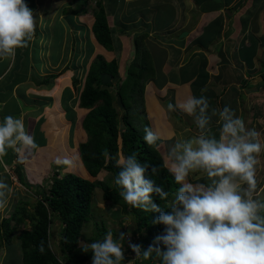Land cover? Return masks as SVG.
<instances>
[{
	"label": "clouds",
	"instance_id": "obj_1",
	"mask_svg": "<svg viewBox=\"0 0 264 264\" xmlns=\"http://www.w3.org/2000/svg\"><path fill=\"white\" fill-rule=\"evenodd\" d=\"M87 1L85 13L91 7ZM36 26L37 15L25 0H0V58L13 57L16 49L28 47ZM54 87L52 82L51 91ZM177 108L193 118L199 134L180 139L173 135L161 166L142 163L136 151L115 158L119 171L114 184L119 195L133 208L158 213L152 224L162 225L163 231L144 248L131 241L130 233L120 232L116 239L109 230L103 239L82 243V250L92 253L91 264H124L127 238L135 258L158 264H264V198L257 191L256 179L257 157L264 151L262 133L247 128L227 105L212 109L209 115V98L204 95H189L178 105H167L169 111ZM15 111L17 114L19 109ZM212 116L219 117L216 134L210 127ZM143 140L157 148L167 143L152 127L144 129ZM36 147L35 137L25 129L23 120L7 114L0 121V157L9 149L19 152ZM161 167L178 185L174 192L147 178ZM201 171L207 181L189 180ZM11 193L10 185L0 178V211L8 208ZM154 196L165 202L163 207ZM38 250L45 251L43 242Z\"/></svg>",
	"mask_w": 264,
	"mask_h": 264
},
{
	"label": "rangeland",
	"instance_id": "obj_2",
	"mask_svg": "<svg viewBox=\"0 0 264 264\" xmlns=\"http://www.w3.org/2000/svg\"><path fill=\"white\" fill-rule=\"evenodd\" d=\"M89 1L91 7H88L87 13H85L87 0H32V2L25 0L31 9L33 8L31 5L35 4L33 10L37 15V26L33 40L29 42L28 47L16 49L19 54L17 59L0 58L3 61H0V121L3 120L4 112L16 114L13 106L22 109L17 113L20 117L15 116V118L23 120L25 129L35 137L37 144L34 149H21L19 152L10 149L5 156L0 157V178L6 180L12 188L9 206L6 210L0 211V219L12 211L14 206L21 207L24 211V218L18 229L31 227L32 222L28 217L34 213L35 206L40 199L39 193H36L35 190H46L55 173L63 175L65 172H72L84 178H91L80 160L78 151V142L86 138V132L81 126L85 109L78 106V94L87 66L95 55L101 54L108 60L116 56L112 52H107L93 37L89 27L91 21L88 22L87 18L91 16L94 9L92 4L94 0ZM101 1H103V7L108 16L116 14L120 17L119 23L122 25L115 26V22L113 25L117 28V30L114 29L115 32L110 28L111 36L121 37V40L118 39L120 43H123V37L126 40L130 38L128 31L119 32L118 27H128L126 21L131 17L132 11L138 13L140 18H144L150 13L149 25L138 23L141 25V31L134 33V49L135 51L139 49L142 57L145 53L148 54L156 76L164 79L167 73L170 74L171 72L164 74L159 65L165 59L166 53L156 47L154 38L157 35L152 28H166L173 24L178 5L184 7L185 3L180 0L177 3V0H133L129 6L128 2L124 0ZM69 9L77 13L68 12ZM179 17L181 18V16ZM182 32L185 33V30L181 31L179 35ZM46 48H48L47 54L44 51ZM132 49V46L126 49V54L122 57L123 60H119L122 62L127 57H131ZM35 63L38 65L36 69L33 67ZM60 71L63 72L61 75H59ZM124 71V67L120 68L118 76H122ZM48 74H51L48 76L51 83L55 84L52 91H50L51 86L43 83L45 75ZM72 77H76V83ZM111 81L114 82L110 90L114 92L116 80ZM57 87L60 88L57 89ZM22 90L23 93H21ZM216 99L215 97L213 101ZM214 103L212 102V105ZM115 105L120 116L122 110L117 99ZM155 110L156 108L153 109V112ZM166 112L171 118L173 117L167 108ZM157 121L158 118H156L154 126L158 125ZM148 122L149 127H153L152 118H148ZM262 125L264 126V123ZM162 126L165 125H161L160 128ZM185 129L179 128L178 132L174 129L175 137L177 139L183 136L192 137L198 131L194 123L189 126L188 135H184ZM165 141L169 144H164V149L172 143L171 138ZM118 149L117 141L113 146L115 157L121 154ZM63 163L64 166H62ZM256 169L257 191L263 197L264 156L258 160ZM106 173L102 170L98 177H104ZM92 179L94 178L92 177ZM189 180L192 182L207 181V177L201 171L190 175ZM101 194L102 190L98 187L96 196L91 199L90 203L91 218L82 225L83 236H90L95 230L96 223L98 226L105 225L107 231L113 230V236L116 239L120 232H125L130 233L133 243H138L137 241L142 236L131 233L137 225L136 221L132 216L121 212L119 206H113L109 201L102 199ZM50 219L52 220L50 239L54 241L59 236L62 223L58 221L55 214L50 213ZM11 243L13 245L10 244L7 247L4 244L0 248V264H21L18 258L13 257V249L18 246L19 241L13 236ZM79 243L81 246L82 243L89 242L82 237ZM146 243L149 245L151 241L147 240ZM124 249L126 257L124 264H128L129 261L131 264H140L136 263L138 258H135V254L128 247L127 238L124 241ZM89 263L91 264V261ZM145 264H158V261L145 260Z\"/></svg>",
	"mask_w": 264,
	"mask_h": 264
},
{
	"label": "trees",
	"instance_id": "obj_3",
	"mask_svg": "<svg viewBox=\"0 0 264 264\" xmlns=\"http://www.w3.org/2000/svg\"><path fill=\"white\" fill-rule=\"evenodd\" d=\"M92 14L91 32L95 41L106 50H111L113 42L101 0L95 1ZM140 54L137 49L123 79L118 76L116 59L108 60L101 54L95 55L85 71L78 94V106L87 110L81 120L86 138L78 142V151L91 178L72 172H65L63 175L55 173L46 190H35L40 199L34 213L28 217L32 222L30 228L18 229L24 218V211L18 206H14L12 211L0 219V248L4 244L7 247L12 244L11 240L15 236L19 243L13 249V257L18 258L21 264H90L92 253L82 250L80 239L83 237L91 243L103 239L107 233L105 225L98 226L95 223V230L90 236L85 237L82 234L83 223L91 218L90 203L96 196L98 186L102 190V199L113 206H119L121 212L132 216L136 221L137 225L131 233L142 236L137 242L144 248H147V240L152 241L163 231L162 225L152 224V219L158 213H146L127 205L119 195L120 189L114 184V178L119 171L113 151L117 141L118 152L122 155L136 151L142 163L153 166L162 165L168 148L165 147V150L164 145L161 148L149 146L143 140L144 129L149 127L143 92L147 80L153 78L155 72L148 54L145 53L144 57ZM72 79L76 83V77ZM111 80H116L115 92L110 90L114 82ZM43 83L52 86L49 77ZM116 99L122 110L120 116L115 105ZM102 170L107 173L99 178ZM147 178L153 179L157 185H163L168 192H174L178 187L174 178L163 167ZM154 201L162 207L165 203L158 196H154ZM50 213L55 214L62 223L59 236L54 241L50 239ZM42 242L45 247L43 253L38 250ZM136 263L145 264V260L139 257Z\"/></svg>",
	"mask_w": 264,
	"mask_h": 264
},
{
	"label": "crops",
	"instance_id": "obj_4",
	"mask_svg": "<svg viewBox=\"0 0 264 264\" xmlns=\"http://www.w3.org/2000/svg\"><path fill=\"white\" fill-rule=\"evenodd\" d=\"M28 1L32 2V0ZM124 1L130 6L133 0ZM101 2L103 5V1ZM180 2H184L185 5L184 7L178 5L173 24L166 28L150 26L157 35L154 38L156 47L166 53L165 59L159 65L164 74L171 73H167L164 79L155 75L147 80L143 92L146 118H152V128L157 129L163 140L176 135L174 129L178 132L179 128H186L183 132L184 135H188V128L194 123L193 118L179 108L170 111L173 116L171 118L166 112V106L169 103L178 105L189 95L197 97L204 95L209 98V115L212 109L219 110L226 105L231 107L236 115L244 120L247 128H255L262 133L261 142L264 143L262 125L264 123V0H180ZM31 7L34 9L35 4ZM132 12L131 17L126 21L128 27H118L119 32L128 31L130 38L126 40L123 37V43H120L118 39L121 40V37L112 35L113 46L111 50H107L116 56L118 70L124 67V74L119 75L121 78L125 76L127 66L135 55L134 33L141 31L142 23L149 25L151 20L150 13L140 18L138 13ZM87 19L88 22L91 21V26L92 13ZM106 19L109 29H113L114 32V29L117 30L115 26L122 25L119 23L120 17L116 14L109 16L106 14ZM183 30L185 34L179 35ZM131 46L133 48L131 57L121 62L119 59L123 60L126 49ZM44 51L47 54L48 48ZM18 57L16 50L15 56L11 58ZM36 66L37 63L33 64L34 69ZM215 97L217 99L213 101ZM212 102L215 103L212 105ZM13 108L15 111V106ZM154 108H156L155 112H153ZM7 113L9 112H4L3 115ZM12 116L19 117V114ZM156 118L158 125L154 126ZM161 125L165 126L160 128ZM210 127L213 134L218 133V116H212ZM196 133L199 134L198 131ZM263 152L258 155V160L264 156Z\"/></svg>",
	"mask_w": 264,
	"mask_h": 264
},
{
	"label": "water",
	"instance_id": "obj_5",
	"mask_svg": "<svg viewBox=\"0 0 264 264\" xmlns=\"http://www.w3.org/2000/svg\"><path fill=\"white\" fill-rule=\"evenodd\" d=\"M182 34H185V33H184V32H182V33H181V35H182ZM259 78H260V77H259ZM255 80H256V79H255Z\"/></svg>",
	"mask_w": 264,
	"mask_h": 264
},
{
	"label": "bare ground",
	"instance_id": "obj_6",
	"mask_svg": "<svg viewBox=\"0 0 264 264\" xmlns=\"http://www.w3.org/2000/svg\"><path fill=\"white\" fill-rule=\"evenodd\" d=\"M168 75H169V74H168ZM19 117H20V116H19ZM98 187H99V186H98ZM98 187H97V188H98Z\"/></svg>",
	"mask_w": 264,
	"mask_h": 264
}]
</instances>
